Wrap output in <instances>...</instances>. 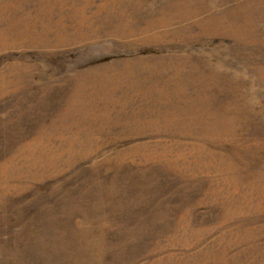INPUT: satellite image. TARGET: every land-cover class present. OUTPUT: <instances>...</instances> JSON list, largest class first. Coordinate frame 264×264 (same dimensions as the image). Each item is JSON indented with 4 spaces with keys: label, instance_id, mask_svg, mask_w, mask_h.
Returning a JSON list of instances; mask_svg holds the SVG:
<instances>
[{
    "label": "rangeland",
    "instance_id": "374dc122",
    "mask_svg": "<svg viewBox=\"0 0 264 264\" xmlns=\"http://www.w3.org/2000/svg\"><path fill=\"white\" fill-rule=\"evenodd\" d=\"M0 264H264V0H0Z\"/></svg>",
    "mask_w": 264,
    "mask_h": 264
},
{
    "label": "bare ground",
    "instance_id": "6f19581e",
    "mask_svg": "<svg viewBox=\"0 0 264 264\" xmlns=\"http://www.w3.org/2000/svg\"><path fill=\"white\" fill-rule=\"evenodd\" d=\"M173 5V4H171ZM132 6V5H131ZM172 9V8H171ZM128 10V8H127ZM168 11V10H167ZM167 13V12H166ZM112 16V15H111ZM163 16V15H162ZM171 17V16H169ZM116 20H113L110 18V16H106L102 19H99L96 23H95V27L96 28H90V30L88 31H92V32H95V34L99 35L100 34V28L101 26H105V25H109V28L111 29H115L117 27H120V26H123V27H128L129 28V31L131 32L132 30L135 31L136 27H133L134 25V20L132 19L133 17L130 15V11L128 10V13H126L125 9L123 8V11L120 15L118 16H115ZM162 18V17H161ZM226 19V16H219V17H215L213 15L211 16H208L206 19H204L205 22H213V23H217L218 25H221V26H225V22L224 20ZM155 21V20H154ZM169 21V20H168ZM153 22V21H152ZM159 22V21H157ZM166 22V20H165ZM150 22L147 21L146 25L149 24ZM232 23V22H231ZM231 23H226L228 25H226L225 27L227 28H230L232 25ZM154 24V23H153ZM156 25V24H154ZM151 26V25H150ZM163 27V26H161ZM236 27V26H235ZM108 28V27H107ZM234 28V27H233ZM233 28L231 29L232 30V33L235 31L233 30ZM137 30V29H136ZM87 31V32H88ZM171 31V30H170ZM129 33V32H128ZM156 33V32H155ZM158 33V32H157ZM107 34V33H106ZM135 34V33H134ZM138 35H135L136 37H141V39H144L146 40L145 37H143L142 35H140L139 33H137ZM146 34V33H145ZM159 34V33H158ZM161 34V33H160ZM131 36V35H130ZM158 37V36H157ZM84 38H88V36L84 37ZM159 38V37H158ZM85 76V74H84ZM83 77V75H77L75 76V80L77 79L78 81L81 80V78Z\"/></svg>",
    "mask_w": 264,
    "mask_h": 264
}]
</instances>
